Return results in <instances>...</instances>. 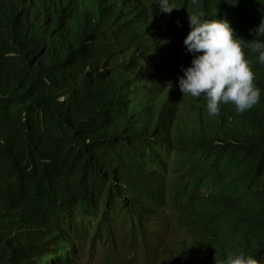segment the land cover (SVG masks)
Instances as JSON below:
<instances>
[{
	"label": "trees",
	"instance_id": "16d2710c",
	"mask_svg": "<svg viewBox=\"0 0 264 264\" xmlns=\"http://www.w3.org/2000/svg\"><path fill=\"white\" fill-rule=\"evenodd\" d=\"M187 1L169 0L173 17H212ZM159 4L0 0V264H63L55 246L80 235L78 218L113 215L129 249L148 247L162 212L189 233L228 222L241 246L264 247V64L247 41L260 101L210 115L165 81L184 28L161 33Z\"/></svg>",
	"mask_w": 264,
	"mask_h": 264
},
{
	"label": "clouds",
	"instance_id": "9594fccd",
	"mask_svg": "<svg viewBox=\"0 0 264 264\" xmlns=\"http://www.w3.org/2000/svg\"><path fill=\"white\" fill-rule=\"evenodd\" d=\"M202 1L214 6L208 20L203 13L175 18L171 14L175 7L169 0H160V10L171 14V21H167V16L156 18L160 32H166L168 25L184 28L178 44L169 50L173 54L168 58L174 73L166 76L165 81L178 80L183 96L205 97L212 116L220 114L222 104H231L237 113L243 114L261 96L251 62L246 58L245 43L250 41L253 52L259 54V61L264 64V0ZM187 3L181 0L180 5ZM240 12L256 20L247 24L235 16ZM234 133L237 132L231 128L226 131V135ZM158 219L151 225L153 235L147 248L129 249L131 239L123 218L113 215L104 224L93 217L85 222L78 218L80 235L76 232L74 242L55 249L63 257V264H94L98 258L103 260L102 264H263L264 247L255 243L241 246L228 222L216 221L189 233L178 227L175 213L162 212ZM166 234L169 240L165 239ZM123 252L128 254L124 257Z\"/></svg>",
	"mask_w": 264,
	"mask_h": 264
},
{
	"label": "rangeland",
	"instance_id": "374dc122",
	"mask_svg": "<svg viewBox=\"0 0 264 264\" xmlns=\"http://www.w3.org/2000/svg\"><path fill=\"white\" fill-rule=\"evenodd\" d=\"M165 239H167V240L170 239V237H169L168 234H166ZM140 260L142 261V256H140ZM102 262H103V260L100 259V258H98V259L94 262V264H102Z\"/></svg>",
	"mask_w": 264,
	"mask_h": 264
},
{
	"label": "bare ground",
	"instance_id": "6f19581e",
	"mask_svg": "<svg viewBox=\"0 0 264 264\" xmlns=\"http://www.w3.org/2000/svg\"><path fill=\"white\" fill-rule=\"evenodd\" d=\"M139 22H140V21H139ZM112 23H113V24H117V25L119 24V22H115V23L112 22ZM140 23L142 24V22H140ZM166 56H168V57L170 58V57H173V54H172V53H169V54H167ZM178 71H179V69H177L176 72H178ZM174 83H175V84H174V85H175L174 87H177V88H178V80H177L176 82H174Z\"/></svg>",
	"mask_w": 264,
	"mask_h": 264
}]
</instances>
